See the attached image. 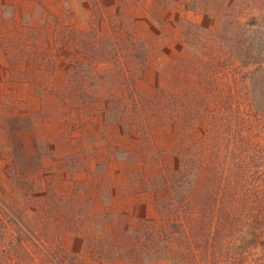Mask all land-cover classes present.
<instances>
[{"label": "trees", "instance_id": "16d2710c", "mask_svg": "<svg viewBox=\"0 0 264 264\" xmlns=\"http://www.w3.org/2000/svg\"><path fill=\"white\" fill-rule=\"evenodd\" d=\"M103 1L87 0L85 26L50 28L47 44L38 26L0 36L8 61L25 59L32 82L44 91L38 111L68 119L72 108L94 106L97 126L117 123L137 134L146 132L145 117L184 125L197 117L203 130L191 147H183L173 168L160 167L139 184L153 193L157 212H169V223L138 220L125 228L116 215L106 235L91 234L90 255L264 264V0H231L241 6L242 16L224 14L218 31L209 35L208 59L198 54L178 62L156 58L149 94L132 82V70L152 62L141 48L145 42L125 31L120 18L97 26ZM50 22L56 25L58 17ZM230 30H237V40L224 37ZM59 60L66 70L54 81L48 75ZM181 66L194 74L191 83L178 81ZM206 82L208 110L200 114ZM2 208L0 264H74L54 246L53 232L39 236L22 214ZM241 232L247 236L235 250Z\"/></svg>", "mask_w": 264, "mask_h": 264}, {"label": "rangeland", "instance_id": "374dc122", "mask_svg": "<svg viewBox=\"0 0 264 264\" xmlns=\"http://www.w3.org/2000/svg\"><path fill=\"white\" fill-rule=\"evenodd\" d=\"M233 4L231 0H105L103 20H97V26H103L105 19L120 18L125 31L145 42L141 48L152 62L133 69L132 82L137 91L149 94L156 80V58L178 62L198 54V59H208L209 35L218 31L224 16H242L241 6ZM88 14L87 0H0V36L21 26H38L47 44L50 28L60 24L80 28ZM53 16L58 17L56 25L50 22ZM224 37L237 40V30ZM1 53L10 72L8 81L14 78L20 85L16 82L14 93H6L5 79L0 80V232L4 207L22 214L39 236L53 232L54 246L74 258V264H172L167 258L92 256L87 242L91 234L106 235L116 215H121L125 228L138 220L169 223V212H157L153 193L139 184L160 167L175 166L183 147L199 138L201 120L194 117L184 125L145 117L146 132L137 134L117 123L97 126L94 106L72 108L68 119L64 114L51 116L38 111V96L44 91L29 78L27 61H8L2 49ZM63 62L59 60V67L48 75L51 80H59L66 70ZM179 79L191 83L194 74L181 66ZM201 92L205 97L200 114L208 110L207 82ZM246 236L245 232L235 236V250Z\"/></svg>", "mask_w": 264, "mask_h": 264}, {"label": "crops", "instance_id": "0c3cea01", "mask_svg": "<svg viewBox=\"0 0 264 264\" xmlns=\"http://www.w3.org/2000/svg\"><path fill=\"white\" fill-rule=\"evenodd\" d=\"M25 70H28V67L25 68ZM30 72V71H29ZM10 73V72H9ZM8 73V67L6 64V58L4 57V55H2V53L0 54V80L5 79V81L2 82L3 84V92H10L11 94L14 93L13 91V87L16 86V82H18V85H20L19 81L14 80V78H12L13 80L8 81V76H10ZM30 78V77H29ZM6 86L8 87V89L6 88Z\"/></svg>", "mask_w": 264, "mask_h": 264}]
</instances>
